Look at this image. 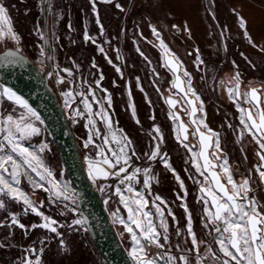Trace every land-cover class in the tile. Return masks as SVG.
<instances>
[{
    "label": "rangeland",
    "instance_id": "obj_1",
    "mask_svg": "<svg viewBox=\"0 0 264 264\" xmlns=\"http://www.w3.org/2000/svg\"><path fill=\"white\" fill-rule=\"evenodd\" d=\"M3 3L8 8L14 31L20 36L19 47L22 53L32 60L41 73H45L47 70L46 55L45 57L39 55L40 47L44 46V41L41 39V33H43L42 0H3ZM48 4L47 37L50 55L53 56L50 62L57 67L59 76L63 75V69H70L75 74L74 77L80 76L86 93L90 88L96 89V81L99 80L101 74L103 75L104 79L100 81V86L107 92L96 89V97L104 108L108 109L107 96H111L112 105L108 113L112 118V129L115 127L121 129L131 139L133 148L140 156L138 160L133 158V166L151 167L152 175L157 178L152 181L150 201L155 195L164 197L156 192L154 187L159 186L161 182L165 183L166 176H173L160 164L159 160L149 162L143 155L150 150L153 143L151 137L155 135L154 129L158 126L163 136L161 150L167 153L170 164L183 172L188 184L187 189L190 190V199L194 201L202 228L203 205L198 202L201 196L200 185L195 182L202 178L193 167L192 154L177 141V122L169 117L170 110L165 104V97L174 95L175 92L171 88L172 75L167 68L162 66L164 63L162 52L158 47L159 40L151 31V28L155 27L169 48L183 61L184 69L191 73L193 87L203 101L206 123L209 128L220 133L221 144L226 152L234 178L241 180L251 175L254 182L253 187L256 189L254 194L261 203H264V192L259 184V177L254 171V165L258 163L255 156L256 145L247 134H244L242 139L240 138L242 126L239 124V113L227 92V89L232 86L231 78L236 73L240 74L241 91L247 90L249 86H264V52L249 44L243 34L244 30L239 27V17L233 12L235 9L239 16L245 18L247 31L251 38L258 45L264 46V0H112L111 3L97 0L96 8L103 25V34L96 23L97 14L93 12L90 0H48ZM117 4L121 5V8H117ZM16 25L18 28L15 27ZM85 32L94 38L96 43L86 42ZM154 45L157 46L154 47ZM7 47L16 48L17 45L11 40L6 41L5 44L0 45V51ZM100 47H103V53L99 51ZM137 48L144 53V56H147V60L137 52ZM41 59L44 60L43 66L39 63ZM109 59L112 60V64H109ZM93 62L96 64L95 68L92 67ZM116 67L121 69L120 73L116 71ZM157 73L159 76L156 75ZM56 79L57 76H54L49 83L59 94L60 102L69 117L70 110L65 108L64 98L61 96V92L66 90L65 86L56 83L55 88ZM74 86L72 89L76 91ZM175 98L180 97L177 95ZM89 99L91 100V97ZM243 106L248 107L249 105L243 104ZM15 107L4 101L3 106L0 107V113L7 114ZM73 107L81 108L79 100H76ZM133 108L135 115H133ZM20 110L16 108L15 114L17 115ZM93 110L99 111L100 105L93 103ZM181 115L186 121L187 115L184 113ZM95 118L100 131L109 135L101 118L97 116ZM122 119L128 128L132 126L131 121L135 124L137 127V137L134 135L136 140L131 138L120 125ZM76 120L79 122L74 123L72 119L69 121L76 131L81 157L83 159L87 154L93 156L96 148L90 146L85 149L83 147V142L87 139L86 131L82 120ZM229 124L232 125L231 128L228 127ZM189 141L193 144L197 142L191 136ZM197 150L198 148L194 149V151ZM53 159L54 157L48 161L47 166L58 180H63V183L67 182L63 166L56 170V166L51 165ZM84 167L87 172L85 164ZM31 176L38 180L34 173H31ZM142 179L141 176V183L136 184L137 186H142ZM172 182L173 186L168 182L171 197L165 196L167 200L171 198L174 200L177 191L174 177ZM113 183V180L93 183L103 203L112 194V189L106 188L105 191H101L100 188ZM20 187L37 204L44 202L41 211L46 215L54 218L52 211L57 209L64 212L67 214L64 220L67 225L73 219L80 218L76 212L69 210L76 206L71 200L58 201L51 211L47 212L45 206L52 204L51 193L47 195L39 189L33 192V185L29 184L24 176H21ZM190 199L187 198L185 201L188 202ZM65 204L68 205L67 209L64 207ZM110 204L111 200L108 204L104 203V206L108 208ZM10 214L12 213L5 212L2 218V221L7 222L8 225L11 223ZM20 215H25L23 209ZM27 215L37 219V222L33 224L41 222L36 215L31 213ZM57 220L60 222V219ZM156 222L159 223V218ZM76 227L78 230L65 227L59 231L66 230L67 235L81 233V226ZM40 230L42 233L39 238H54L55 236L44 229ZM202 232L211 242L212 236L207 234V230L202 228ZM21 248L24 246L19 247L23 258L25 251ZM35 248L42 247L36 243ZM59 249L61 252L68 251L66 245L63 248L59 246ZM29 258L34 259V256L29 254Z\"/></svg>",
    "mask_w": 264,
    "mask_h": 264
},
{
    "label": "snow or ice",
    "instance_id": "obj_2",
    "mask_svg": "<svg viewBox=\"0 0 264 264\" xmlns=\"http://www.w3.org/2000/svg\"><path fill=\"white\" fill-rule=\"evenodd\" d=\"M90 2L93 12L97 14L96 23L100 27L101 34H103V25L96 8L97 0H90ZM100 2L111 3L112 0H100ZM116 7L121 8V5L117 4ZM233 12L239 17V27L244 30L243 34L249 44L264 52V46L258 45L249 35L245 18L239 16L235 9ZM173 27L176 26L173 25ZM151 31L159 40L158 47L162 50L164 59L162 66L174 76L171 88L175 90V93L165 97V102L170 109H176V111L169 112V117L174 122H178L180 134L176 137L177 141L192 154L193 167L199 177L202 178L195 182L200 185L201 196L198 202L203 205L202 228L206 229L207 234L212 236L211 242L198 239L197 233L193 229L191 213L186 204H181L186 213V226L185 229L181 230L175 214L168 207L167 201L160 195H155L154 199L149 200L148 197L152 196L150 191L152 181L157 180V178L152 175L151 167L133 166V158L138 160L140 156L133 148L131 139L126 134H121L117 138V133L112 131L113 122L108 113V109L112 105L111 96H107L108 109L104 108L101 101L96 97V89L107 92L100 86V81L104 79L103 75L101 74L99 80L96 81V89L90 88L85 93L74 91L70 83L56 73V83L64 85L67 89L61 92V96L64 98L65 108L70 110L69 118L74 123L79 122L76 118H83L88 121L84 125L89 129V132L87 139L83 142V147L85 149L90 146L96 148L93 156L85 157L88 178L93 183L114 181L113 184H107L100 190L105 191L106 188H111V195L118 197L119 203L127 213L126 218H124L114 212L115 220L113 222L119 223L123 232L127 233L130 238L131 247L128 255L133 264H160V261H163V264H203L206 257L202 255V247L204 253L214 258L216 264H264V203H261L254 194L256 189L253 187L254 182L251 175L241 180L234 178L226 152L221 144L220 133L209 128L206 123L203 101L193 87L191 73L184 69L183 61L161 38L160 32L155 27H152ZM41 39L47 45L48 41L44 33H41ZM9 40L15 42L17 47L14 51H4L0 55V63H22L25 57L21 55L22 50L19 47L20 36L14 31L7 6L3 0H0V45ZM84 40L96 43L95 39L89 36L87 32L84 34ZM99 51L103 53V47H100ZM196 51L198 53L199 50ZM137 52L144 56L139 48H137ZM39 55L45 57L44 46L40 47ZM144 58L145 60L148 59L147 56ZM47 59L52 60L53 56L47 55ZM197 59H199L198 55ZM108 62L112 64L111 59ZM39 63L43 66L44 60L41 59ZM92 67H96L94 62ZM41 70L43 71V68ZM62 71L66 72L69 77L75 75L70 69H63ZM116 71L120 73L121 69L116 67ZM53 75L54 73L51 71L47 73L49 79ZM156 75L159 76L158 73ZM231 83L232 86L227 89V92L229 99L236 105L239 113V124L242 126L240 138L242 139L244 134H247L256 145L255 156L258 163L254 165V171L259 177V184L264 185V86H249L247 90L241 91L239 73L231 78ZM157 91L159 92L160 89L158 88ZM177 95L180 97L179 99L175 98ZM77 97L80 98V103L83 105L82 109L73 107ZM4 101L16 107L7 114L0 113V210H6L7 202L12 201L24 206L25 215L35 214L41 218V222L33 224L29 228V226L20 223L16 214L13 213L10 214V225L0 223V227L18 226L26 232L36 228L44 229L58 237L63 248L65 242L63 233L59 229L65 225L41 211L44 202L41 201L37 204L20 187L21 176L27 178L29 184L33 185V192L39 189L51 193L50 200L53 205H56L58 201L69 200L75 204L74 189H70L68 182L61 184L54 176L53 171L46 165L43 154L49 150L48 144L41 142L36 146L30 143L33 137L41 134L39 125L44 124L39 111L12 87L0 83V107L3 106ZM93 103L100 105L99 111L93 110ZM243 104H247L249 107H244ZM16 108L23 109L18 116L15 114ZM181 111L190 118V123L183 121ZM133 115H135L134 108ZM94 116L101 118V122L106 126L110 135H105L96 128V122L92 119ZM228 127L231 128L232 125L229 124ZM154 133L155 135L151 137L153 143L150 150L143 154L144 158L149 162L161 161L163 166L173 173L183 189V180L169 163L167 153L161 150L163 136L158 126L154 129ZM190 136L197 141L195 144L189 141ZM97 139L102 140L103 143L97 145ZM196 148L199 151H194ZM31 173H34L38 180L33 179ZM141 176L143 177V190L135 186L141 183ZM111 195L105 199V204L109 203ZM185 195H187L186 190ZM177 198L183 199L181 196ZM64 207L67 209L68 205L65 204ZM153 208L155 209L154 212L151 210ZM69 210L76 212L75 208ZM119 211L117 209V212ZM61 215L64 213L61 212ZM166 215L171 217L173 223L177 225V236H181L182 231L187 232L185 243H190L187 252L195 255L194 261L190 260L188 254L178 256L171 254L169 223ZM157 218H159V223L156 222ZM86 223L87 218L81 217L73 219L67 227L78 230L76 226ZM40 243L44 244L45 241ZM175 248L178 252H185L184 247L179 243L175 245ZM153 249L157 251L153 252ZM25 251L32 253L35 258L25 256L20 264H42V258L38 253L44 251L43 247L39 250L30 247Z\"/></svg>",
    "mask_w": 264,
    "mask_h": 264
},
{
    "label": "water",
    "instance_id": "obj_3",
    "mask_svg": "<svg viewBox=\"0 0 264 264\" xmlns=\"http://www.w3.org/2000/svg\"><path fill=\"white\" fill-rule=\"evenodd\" d=\"M48 13V0H42V28L48 41L47 45L44 43L46 72L41 73L32 60L21 52V55L25 57L22 63H0V83L12 87L23 95L41 114L44 120L43 127L56 147L65 174L74 189L80 218H87V223L83 226L102 263L133 264L109 220L99 191L88 178L70 121L58 94L49 83L47 73L51 71V62L47 59V55H50L51 51L47 37ZM6 50L14 51L15 48L7 47L0 51V55ZM173 91L175 92V90ZM165 104L170 111H176V109H170L166 102ZM181 113L183 112L181 111ZM184 122L190 123V118L187 116V120ZM178 134H180L179 129ZM260 186L264 192V185Z\"/></svg>",
    "mask_w": 264,
    "mask_h": 264
},
{
    "label": "trees",
    "instance_id": "obj_4",
    "mask_svg": "<svg viewBox=\"0 0 264 264\" xmlns=\"http://www.w3.org/2000/svg\"><path fill=\"white\" fill-rule=\"evenodd\" d=\"M15 21H17V19ZM15 27L18 28L17 25ZM123 119L120 120V125L124 127L131 138L136 140L135 136L137 137V127L131 121L132 126H129L130 128H128ZM72 132L76 136V131L73 129V127ZM51 144L53 145L54 149V159L51 160V165H53V167L56 166V170H58L62 164L60 162L56 147L52 142ZM78 147L80 149L79 143ZM157 169L160 168L158 167ZM165 179L166 182H161L159 186L154 187V190L164 196L171 197V190L168 188V184L170 183L173 186V178L171 176H166ZM19 220L20 223L29 226V228L33 222H37L35 217L28 215L19 218ZM3 224L8 225L7 222H3ZM24 232L16 226L0 227V245H3V247H0V264H20L22 252L19 250V247L27 246L28 243L32 241V239L34 240L39 238L42 233L40 229L28 230L26 232L28 236L25 237ZM61 232L63 233V239L68 251L66 250L65 252H61L58 246L59 240L54 238L50 243H48L47 247L42 252V264H103L86 232L84 234L72 233L70 235H67L66 230H62Z\"/></svg>",
    "mask_w": 264,
    "mask_h": 264
},
{
    "label": "crops",
    "instance_id": "obj_5",
    "mask_svg": "<svg viewBox=\"0 0 264 264\" xmlns=\"http://www.w3.org/2000/svg\"><path fill=\"white\" fill-rule=\"evenodd\" d=\"M130 102H128V104H130ZM39 127H41V125H39ZM41 142L47 143L48 146H49V150L46 151L43 154L44 161H45L46 165H48V161L51 158L54 157V149H53V145L51 144V142L49 140V137H48V134H47L46 131L45 132L41 131V134L39 136L33 137L31 139V141H30V143L32 145H36V146H38ZM160 164L163 165V163L161 161H160ZM171 166H172V168H174V166L172 164H171ZM167 171L172 173L168 169H167ZM175 171H176L177 174H179L181 180H183L184 188L182 189L180 187V183L175 179V177H174V175L172 173L173 176H171V177L172 178L174 177V180H175V182L177 184V191L175 192L174 200L172 198L170 200H167L168 198H166L165 196L164 197L166 199H164V197H162V196L161 197L165 201H167L168 207L175 214L176 220L178 221V225H179V228L181 230L185 229V226H186V213L184 211V208L181 207V204H186L187 207H188L189 212L191 213V217H192V221H193V229L197 233L198 239L208 241L207 238L204 236V234L202 232V228L200 226L201 223H199V218H198V215H197V209L195 207L194 201L192 199H190V195H189V193H190L189 191L190 190L188 191V189H187L188 184H187V181H186V179L184 177V174H183V172H181V171H179L177 169H175ZM135 186L138 189L143 190L141 185L140 186L135 185ZM185 190H186L187 195H185ZM145 194L147 195V192ZM178 196L183 197V199H178L177 198ZM187 198H189L190 201H188V202L185 201ZM23 207L24 206L22 204H17L15 202L8 201L7 202V209L6 210H0V223H3V221H2L3 219L2 218H3V213H5V212L6 213H12V214L14 213L17 216L19 215L18 219H19V217L20 218L24 217L25 215H20ZM105 209L107 211L109 220L112 223V225H113V227H114V229H115V231L117 233V236H118L121 244L123 245L125 250L127 252H129V249L131 247V241H130V238L128 237V234L123 232V228H122L121 225H119V223H114L112 221L113 219L115 220V217L113 216L114 212L118 216H121V217H124V218H126V216H127V213L123 209V206L119 203L118 197L112 195L111 204L109 205L108 208H107V206H105ZM117 209H119L120 211L117 212ZM151 210L154 212V208L151 209ZM166 219H167V222L169 223V237H170V245H171V254L177 255V256L181 255V254H188L189 257H190V260L194 261L195 260V255L187 252V249L190 247V243H185V241L187 239V232L186 231H182L181 232V236H177L176 235L177 225L173 223L171 217H168L166 215ZM36 229H38V228H36ZM24 234H27V233L24 232ZM39 239L40 238H37V239H34V240L32 239V241H30L28 244H30L31 242H34L36 244ZM178 243L181 244L184 247V249H185L184 253L178 252L177 249L175 248V245H177ZM152 251L155 252L157 250L153 249ZM201 252H202V255H204L206 257V259L203 261V264H216V261L214 260V258H212L210 256H207V254L204 253L203 247L201 249ZM160 264H163V261H161Z\"/></svg>",
    "mask_w": 264,
    "mask_h": 264
},
{
    "label": "built area",
    "instance_id": "obj_6",
    "mask_svg": "<svg viewBox=\"0 0 264 264\" xmlns=\"http://www.w3.org/2000/svg\"><path fill=\"white\" fill-rule=\"evenodd\" d=\"M73 63V62H72ZM51 72H53L54 73V75H53V77L54 76H56V73H58V69H57V67L55 66V64L54 65H52V63H51ZM65 79H66V81H68L69 83H70V86L71 87H73V85H75L74 86V88H76L77 90H76V92H85V87H83V85H82V82H81V80H80V76H78L77 77V75L74 77V76H72V77H69L68 75H67V73L66 72H64L63 71V75H62ZM52 77V78H53ZM51 78V79H52ZM84 79V78H83ZM86 79V78H85ZM48 80H50L49 78H48ZM78 83V84H77ZM85 84V83H84ZM53 87V86H52ZM54 87L56 88V81H55V85H54ZM66 89V88H65ZM55 90V89H54ZM57 90V89H56ZM67 90V89H66ZM86 93V92H85ZM58 96H59V94H58ZM77 100H79V104H80V106H81V109L83 108V105L80 103V98L79 97H77ZM64 104V103H63ZM23 111V109H21L20 111H18L17 112V116L21 113ZM66 115H67V112H66ZM68 117V116H67ZM96 116H94V117H92V119L96 122V128H98V129H100L99 128V125H98V122H97V120H96V118H95ZM68 119H69V117H68ZM76 119H79V120H82V122H83V127H84V130L86 131V137L88 136V132H89V129L88 128H86L84 125L85 124H87V119H83V118H76ZM70 120V119H69ZM114 132H116L117 133V138H119L120 137V135L121 134H124L123 133V131L121 130V129H117V127H115L114 129H112ZM41 131L42 132H45V129H44V127H43V125H41ZM109 135H110V133H109ZM103 142L102 141H100V139H97L96 140V144L97 145H101ZM87 156H88V154H87ZM83 163L86 165V163H85V157L83 158ZM67 178V177H66ZM59 182L61 183V184H64L63 182V180L61 181V179L59 180ZM67 182L69 183V187H70V189H73V187H72V185H71V183H70V181L68 180V178H67ZM47 195L49 194V193H46ZM48 197V196H47ZM74 199H77L76 198V195L74 196ZM76 204V203H75ZM46 207V209H47V212H49V211H51V209H52V207H53V204H51L50 206H45ZM75 209H76V213H77V215H80L79 214V211H78V209H77V205L75 206ZM52 213L55 215V219H60V224H62V225H65V227H67V224L66 223H64L65 221V217L67 216V214L66 213H64V215H61V211H58L57 209L53 212L52 211ZM33 215H35V214H33ZM39 219H40V221H41V218L39 217ZM65 227H63V228H65ZM60 229H62V228H60ZM86 232V230H85V228H84V226L83 225H81V233L82 234H84ZM25 237H27L28 236V234H25L24 235ZM54 238H56L57 240H59V238L58 237H56V236H54ZM53 237H48V238H40L39 240H38V242H37V245H40V247H43L44 249L47 247V245H48V243H49V241L51 240H53L54 239ZM41 241H45V243L44 244H41L40 242ZM59 246H61L60 245V243H59ZM30 247H32V248H35L36 247V244L34 243V242H31L30 244H28L26 247H24V248H21L22 250H26V249H28V248H30ZM38 249V248H37ZM39 250V249H38ZM29 254L31 255V256H33V254L32 253H30V252H27V251H25V256H28L29 257ZM40 256L42 255V253H38ZM35 258V257H34ZM132 263H133V261H132Z\"/></svg>",
    "mask_w": 264,
    "mask_h": 264
},
{
    "label": "bare ground",
    "instance_id": "obj_7",
    "mask_svg": "<svg viewBox=\"0 0 264 264\" xmlns=\"http://www.w3.org/2000/svg\"><path fill=\"white\" fill-rule=\"evenodd\" d=\"M49 137V136H48ZM51 140V139H50ZM52 142V141H51ZM85 168V167H84ZM127 252V251H126ZM130 257V256H129ZM131 259V258H130ZM132 261V260H131Z\"/></svg>",
    "mask_w": 264,
    "mask_h": 264
},
{
    "label": "flooded vegetation",
    "instance_id": "obj_8",
    "mask_svg": "<svg viewBox=\"0 0 264 264\" xmlns=\"http://www.w3.org/2000/svg\"><path fill=\"white\" fill-rule=\"evenodd\" d=\"M248 107H249V106H248ZM255 150H256V148H255ZM256 161L258 162L257 158H256Z\"/></svg>",
    "mask_w": 264,
    "mask_h": 264
}]
</instances>
